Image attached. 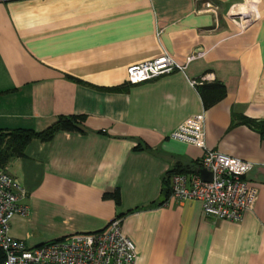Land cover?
Segmentation results:
<instances>
[{
	"label": "crops",
	"instance_id": "1",
	"mask_svg": "<svg viewBox=\"0 0 264 264\" xmlns=\"http://www.w3.org/2000/svg\"><path fill=\"white\" fill-rule=\"evenodd\" d=\"M161 53L183 67L129 81L128 65ZM200 79L224 96L204 107ZM195 113L206 147L252 163L240 219L164 195L168 169L198 171L203 149L169 136ZM61 114L84 115L80 129L32 138L4 167L27 206L11 235L36 245L120 216L136 264H264V130L236 122L264 121V0H0V128Z\"/></svg>",
	"mask_w": 264,
	"mask_h": 264
},
{
	"label": "built area",
	"instance_id": "2",
	"mask_svg": "<svg viewBox=\"0 0 264 264\" xmlns=\"http://www.w3.org/2000/svg\"><path fill=\"white\" fill-rule=\"evenodd\" d=\"M201 53L194 52L187 60ZM182 67L170 55L161 53L128 65L127 73L129 81L136 82ZM169 136L201 147L198 167L212 172L210 180L203 179L198 171L172 173L171 195L178 199H200L205 215L215 218L237 220L254 205L258 189L246 179L252 163L206 147L202 113L186 117ZM24 193L0 167V249L4 252L0 264H136L135 245L122 231L120 216L111 218L101 229L73 232L36 245H28L24 239L11 235L10 218L14 213L27 211V206L19 201Z\"/></svg>",
	"mask_w": 264,
	"mask_h": 264
},
{
	"label": "trees",
	"instance_id": "3",
	"mask_svg": "<svg viewBox=\"0 0 264 264\" xmlns=\"http://www.w3.org/2000/svg\"><path fill=\"white\" fill-rule=\"evenodd\" d=\"M196 89L198 90L203 106L207 107L218 101L225 94V86L218 80L195 81ZM84 115L82 114H61L49 126L42 130H36L30 127H14L0 128V167L4 168L7 162L15 156L24 154L25 147L32 138L48 140L58 130H77L80 129V124L83 122ZM235 122V121H234ZM236 122H244L245 124L263 132L264 121L258 122L253 118L239 115ZM136 148H146L148 145L137 142ZM199 165V162L196 163ZM182 170L171 168L163 175V191L164 195L170 194L169 176L174 172ZM106 196H113L118 201V192L105 193ZM163 200L160 201V203ZM4 258V252L0 249V261Z\"/></svg>",
	"mask_w": 264,
	"mask_h": 264
},
{
	"label": "water",
	"instance_id": "4",
	"mask_svg": "<svg viewBox=\"0 0 264 264\" xmlns=\"http://www.w3.org/2000/svg\"><path fill=\"white\" fill-rule=\"evenodd\" d=\"M198 172L200 174V176L203 178V179H206V180H210L211 177H212V172L204 167H199L198 169Z\"/></svg>",
	"mask_w": 264,
	"mask_h": 264
}]
</instances>
